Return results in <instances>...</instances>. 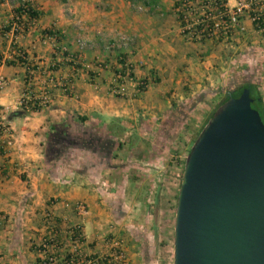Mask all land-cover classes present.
Segmentation results:
<instances>
[{"label":"crops","instance_id":"1","mask_svg":"<svg viewBox=\"0 0 264 264\" xmlns=\"http://www.w3.org/2000/svg\"><path fill=\"white\" fill-rule=\"evenodd\" d=\"M26 1L38 14L24 18L25 28L12 44L4 31L19 0H0V52L7 60L0 64V74L8 79L0 91V264L37 263V245L49 233L46 213L52 215L61 253L69 247L67 226L76 222L84 227L85 252L107 249L115 230L124 224L127 227L128 190L133 176L141 172L137 159L158 153L153 140L161 138L162 119L166 120L174 106L166 95L172 90L171 98L177 94L179 103L187 99L186 106L193 104L189 119L205 100L203 93L197 97L204 89L202 78L210 81L214 72L221 75V65H216L221 61V44L227 39L184 40L178 33L175 0ZM227 2L233 4L234 0ZM136 4H143L144 9L137 11ZM244 23L247 33L234 32L235 38L228 37L234 39L233 44L240 36L248 37L249 31L255 32L247 19ZM49 28L56 31L55 39L46 36ZM120 35L130 37L128 46L117 44ZM77 38L86 41L84 48L77 46ZM14 47L23 50V61L15 58ZM255 49L239 59L245 68L262 69ZM126 61L132 79H119L124 91L114 95L115 75L123 72ZM259 71L239 85L254 84L264 102ZM29 77L30 86L25 85ZM137 78L148 83L141 92L135 86ZM179 83L189 86L191 92L175 93L173 86ZM25 86L35 93L46 88L48 106H19ZM216 87V92H222L221 84ZM53 125H63L79 137L106 135L109 147H68L61 157L47 161L45 146ZM135 137L141 144L130 141ZM116 178L122 187L120 213L112 208V194L107 192ZM77 202L84 203L86 214L76 213ZM132 255L128 264H141Z\"/></svg>","mask_w":264,"mask_h":264},{"label":"water","instance_id":"2","mask_svg":"<svg viewBox=\"0 0 264 264\" xmlns=\"http://www.w3.org/2000/svg\"><path fill=\"white\" fill-rule=\"evenodd\" d=\"M249 91L228 93L185 157L173 264H264V123Z\"/></svg>","mask_w":264,"mask_h":264},{"label":"rangeland","instance_id":"3","mask_svg":"<svg viewBox=\"0 0 264 264\" xmlns=\"http://www.w3.org/2000/svg\"><path fill=\"white\" fill-rule=\"evenodd\" d=\"M251 32L249 31L250 35L248 37L243 38L240 36L239 42L234 43L236 45L232 43L234 39H231L236 37L234 35L225 40V45L221 44V61L216 65V67L221 65V75L214 72L210 75V81L202 78L204 89L198 91L197 97L203 93L202 97H205V100L203 105L198 106L192 112L189 119H187L188 109L193 104L190 107L186 106L189 105L187 99L186 101L183 99L182 103H179L177 94L174 95L175 99L171 98L172 90L166 95L169 102H172L174 106L169 111L166 120L162 119L161 138L158 136L153 140L159 147L157 149L158 153L146 154L147 156L143 157L142 161L137 159L141 172L139 175L133 176L131 179L132 185L128 190L129 198L126 212L129 217L126 221L127 227H124V224L120 226L121 229L115 230L112 234L114 239L122 241L129 255L128 257L131 254H136L134 258L137 259L138 263L173 264L174 218L177 194L184 160L193 144L192 141L195 140L210 112L227 92H232L240 86L239 82L244 78H249V75L252 77L257 76L259 70L264 82V32ZM256 47L257 49H255ZM254 49L257 51L260 64L262 63V69L259 66V68L255 67L252 70L240 64L239 59L244 58V52L251 55L250 50L254 52ZM225 80L226 84L224 83ZM230 80L234 81L233 85L228 83ZM219 84H221V87L223 86V89L222 92L218 93L216 92L218 89L215 88H217L216 86L219 87ZM175 86L178 89L174 88L173 91L180 93V96L183 93L186 95L191 92V88L182 83L174 84L173 87ZM130 141L141 144L137 137L130 139ZM121 156L125 158L126 154H121ZM140 157L142 158L141 155ZM120 181V178H116L113 187L107 186V192L112 194L113 198L111 201L112 208L115 207V211L117 210L118 213L122 210L121 205L118 204V200H121L119 195L121 196L122 193Z\"/></svg>","mask_w":264,"mask_h":264},{"label":"built area","instance_id":"4","mask_svg":"<svg viewBox=\"0 0 264 264\" xmlns=\"http://www.w3.org/2000/svg\"><path fill=\"white\" fill-rule=\"evenodd\" d=\"M21 1V12L13 13L10 28L5 32V36L10 37L13 44L14 38L23 30L24 18L27 16L26 0ZM136 10L144 9L143 4H136ZM173 10L178 25L179 35L186 41L201 42L219 38H228L234 32L245 33L247 30L244 19H247L253 30L257 33L264 32V0H234L229 4L227 0H175ZM48 38L56 37V31L49 28L46 31ZM117 44L126 47L130 44V37L120 35ZM77 46L84 48L86 41L82 38L76 39ZM15 58L19 61L25 59V54L19 47H14ZM6 56L0 52V64L6 63ZM126 68L123 72H117L116 82H113L111 91L115 95L123 94L124 87L119 81L122 78L132 79L128 62L123 64ZM49 81H53L52 78ZM30 77L25 79V85H29ZM8 79L0 74V91L7 85ZM148 83L142 79L135 80L138 92L146 88ZM30 86V85H29ZM25 86L18 99V105L27 109H42L50 103V95L46 88H42L38 93ZM2 131L8 134V129L1 125ZM78 215L86 214V206L82 202L74 205ZM46 220L49 224V233L37 245L38 260L36 264H128L129 257L127 250L121 240L111 236L107 249L101 252L87 253L82 249L86 244V235L81 222L71 223L67 226L69 247L61 253L62 242L58 233L53 228L52 215L46 213ZM53 225V226H52Z\"/></svg>","mask_w":264,"mask_h":264},{"label":"trees","instance_id":"5","mask_svg":"<svg viewBox=\"0 0 264 264\" xmlns=\"http://www.w3.org/2000/svg\"><path fill=\"white\" fill-rule=\"evenodd\" d=\"M26 5L28 8V11H27L28 14L26 18L32 19L34 17H37L38 12L34 10L28 2H26ZM21 8H22L21 1L19 0L17 7L14 9V13L19 14L21 12ZM9 28H10V25L5 28V31L8 30ZM24 28H25V22L23 25V29ZM246 86H249V89H250L249 94H250V97L252 98L251 107L256 109L259 112L261 119L264 123V102H263V99L260 93L255 89L254 84L250 82L241 84L236 90L232 92V95L234 97H237L241 93L242 89ZM227 98H228V93L216 105V107L219 104H221L223 101H225ZM216 107L210 112L205 123L210 118V116L213 114ZM108 139L109 138L106 135L95 137V136H91V135L89 136L87 134H84L79 137V136L72 135L71 133H69L67 129L65 128V126L63 125H60V126L53 125L51 127V132H50L49 138L45 146V156L47 158V161L55 160L61 157L68 147H74L77 145L89 147V148L94 147L97 149L103 148V150H107V148L109 147V145L106 143L108 142ZM193 142L194 140L192 141V143Z\"/></svg>","mask_w":264,"mask_h":264},{"label":"flooded vegetation","instance_id":"6","mask_svg":"<svg viewBox=\"0 0 264 264\" xmlns=\"http://www.w3.org/2000/svg\"><path fill=\"white\" fill-rule=\"evenodd\" d=\"M233 92V91H232Z\"/></svg>","mask_w":264,"mask_h":264}]
</instances>
